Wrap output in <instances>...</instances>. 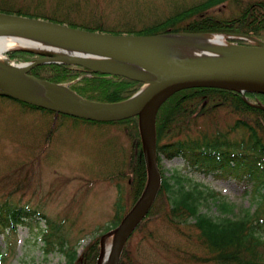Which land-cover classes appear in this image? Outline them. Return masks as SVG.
Masks as SVG:
<instances>
[{
    "label": "trees",
    "instance_id": "trees-1",
    "mask_svg": "<svg viewBox=\"0 0 264 264\" xmlns=\"http://www.w3.org/2000/svg\"><path fill=\"white\" fill-rule=\"evenodd\" d=\"M46 1L0 0V13L48 20L82 31L103 34L153 36L178 32L219 33L230 36L242 35L264 43V1L241 5L238 15L228 20L210 17L183 27L175 26L176 23L182 22L179 17L153 22L145 27L134 25L128 20L114 25L107 23L101 16L84 18L76 14L79 9L76 1L49 0V6H46ZM226 1L208 0L203 8L219 6ZM234 3L239 6L237 0H234ZM228 42L241 46L249 45L242 39H229ZM5 56V60L16 63L30 62L38 58L35 54L25 51L8 52ZM29 75L53 85L74 83L70 88L77 95L100 103L123 102L142 86L138 81L94 74L72 65H40L33 68ZM243 97L248 99L256 97L264 106L262 95L251 93L242 95L237 91L200 88L173 93L160 104L155 115L159 163L162 160H182L183 167L193 174L214 179H230L242 188L244 195L249 194L252 198L251 204L255 206L251 213L247 209L242 216L235 217L233 204L217 199L213 192H206L218 215L201 214L198 208L202 199L207 201L205 191L199 188L186 189L181 185L175 188L170 184V179L179 182L182 175L172 171L171 177H164L161 171L158 197L133 232H142L150 223L159 222L158 219L178 234H183L184 228L195 229L192 237L187 238L193 239L191 242L196 250L185 251L176 248L177 254L182 253L179 263L264 264V110L248 106ZM28 107L33 109L31 106ZM221 112L231 116L233 122L221 127L217 123ZM80 121L89 124H133L136 132L131 139H135L136 148L130 153L127 170L130 172L129 191L135 202L147 181L136 118L113 123ZM203 123L210 126L209 132L201 127ZM162 206H165V209H162ZM117 208L119 210V205ZM121 220L122 218L117 215L114 224L118 225ZM62 227V222L35 209L20 207L7 199L0 200V235L9 243L8 249H11L10 237L17 236L18 228H25L30 234L40 237L46 252L54 248L63 250L67 241ZM149 235L152 236L151 233ZM164 249L167 252L170 250L169 247ZM72 255L73 260L69 263L76 260L74 250ZM100 255V242L97 240L84 251L77 264H98ZM119 264H137L125 246Z\"/></svg>",
    "mask_w": 264,
    "mask_h": 264
},
{
    "label": "rangeland",
    "instance_id": "rangeland-1",
    "mask_svg": "<svg viewBox=\"0 0 264 264\" xmlns=\"http://www.w3.org/2000/svg\"><path fill=\"white\" fill-rule=\"evenodd\" d=\"M66 1L78 2L76 14L81 17L101 16L109 24L128 20L145 27L179 17L182 22L175 26L181 27L211 15L228 20L238 15L242 6L264 0H237L238 7L234 0H227L204 13L199 7L205 0ZM49 5L47 0L46 6ZM5 59L3 55L4 64ZM231 122V116L223 112L218 115L217 123L221 127ZM201 127L209 132L208 124L203 123ZM135 132L133 124H89L33 110L0 97V200L7 199L62 222L67 241L63 250L54 248L46 252L39 236L18 228L17 236L9 239L11 249L0 235V264H77L84 251L97 240L102 255L103 246L111 244L117 225L114 224L115 217L122 218L133 205L127 169L130 153L136 148L135 139H131ZM158 166L164 177H171L172 171L182 175L179 182L170 179L175 188L181 185L186 189L205 191L207 201L202 199L198 208L201 214L218 215L206 192H213L217 199L233 204L235 217L242 216L247 209L250 213L255 209L249 194L244 195L242 188L230 179L193 174L183 167L182 160H162ZM158 221L147 225L142 232H133L125 248L137 264H183L179 263L182 253L177 254L175 249L196 250L191 242L193 239L187 238L192 237L195 229L184 228L183 234H178L161 219ZM164 247L170 250L167 252ZM73 250L76 260L69 263L73 260Z\"/></svg>",
    "mask_w": 264,
    "mask_h": 264
},
{
    "label": "water",
    "instance_id": "water-1",
    "mask_svg": "<svg viewBox=\"0 0 264 264\" xmlns=\"http://www.w3.org/2000/svg\"><path fill=\"white\" fill-rule=\"evenodd\" d=\"M198 36H217L225 40L247 39L241 36L180 33L158 36L110 35L82 31L48 20L0 13V38H24L54 48V52L48 54L16 49L41 56L40 59L22 65L26 66L25 77L43 88L46 99L24 94V82L1 70L0 96L65 117L93 122L110 123L137 118L147 182L138 200L116 228L105 264L119 263L127 238L159 193L161 177L157 169L155 115L160 104L172 93L197 88L264 96V43L252 40L254 46L229 45V50L220 56L209 53L202 56H176L167 49V45L158 46L160 42L154 41L164 37L182 39ZM200 48L203 47L200 45ZM42 64L73 65L94 74L138 81L143 86L131 98L120 103L92 102L77 96L64 85H53L28 76L32 68ZM2 66L12 72L13 66ZM61 89L70 95L66 102L57 99L50 91Z\"/></svg>",
    "mask_w": 264,
    "mask_h": 264
},
{
    "label": "bare ground",
    "instance_id": "bare-ground-1",
    "mask_svg": "<svg viewBox=\"0 0 264 264\" xmlns=\"http://www.w3.org/2000/svg\"><path fill=\"white\" fill-rule=\"evenodd\" d=\"M155 40L156 42L157 41L160 42L158 46H160L161 44L163 46L167 45V49H169V51L172 54H175L176 56H202L208 53L213 56H220L223 55L224 52H227L229 50V45H227L225 39H222L217 36H210V37L198 36V37H189V38L185 37L182 39L179 37H164L162 39L161 38L154 39V41ZM200 45L203 47L202 49L200 48ZM14 49H30L32 51L48 54L54 52V48L24 38H8V37L0 38V70L9 73L10 75H13L17 79L24 82V84L26 85L24 94L32 97H38L43 100L46 99L43 95L44 92L43 88L36 85L31 80L25 77L26 66L24 65H19L17 67L13 66L11 67L13 68L12 72L3 68L2 66L4 65V62L2 60L3 53ZM208 49H210V51ZM50 91H52L53 95L57 99L63 102H66L70 97L69 93L65 89L50 90ZM110 247L111 244L109 243H106L103 246L100 264H105L106 260L108 259Z\"/></svg>",
    "mask_w": 264,
    "mask_h": 264
}]
</instances>
